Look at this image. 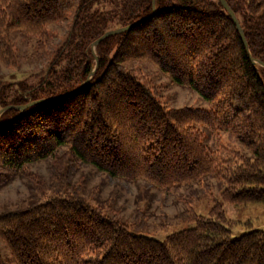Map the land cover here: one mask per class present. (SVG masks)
<instances>
[{"label":"trees","instance_id":"trees-1","mask_svg":"<svg viewBox=\"0 0 264 264\" xmlns=\"http://www.w3.org/2000/svg\"><path fill=\"white\" fill-rule=\"evenodd\" d=\"M151 1L0 0L4 66L19 63L14 35L37 39L40 56L49 25L71 17L38 80L0 81L1 90L19 85L15 95L0 92V108L73 90L95 68L70 95L0 115V188L11 174L30 177L27 166L47 159L57 186L23 209L0 213V239L15 264H264V229L234 234L223 209L264 203V66L251 61L219 0H154L152 16L101 40L93 53L104 32L149 15ZM226 1L250 55L264 63V0ZM132 60L151 62L209 107H168L149 78L124 65ZM205 130L218 139L226 133L249 154L211 148ZM81 164L169 194L209 177L219 193L207 216L189 206L182 217L190 226L159 239L133 230L143 213L126 224L64 189Z\"/></svg>","mask_w":264,"mask_h":264},{"label":"rangeland","instance_id":"rangeland-1","mask_svg":"<svg viewBox=\"0 0 264 264\" xmlns=\"http://www.w3.org/2000/svg\"><path fill=\"white\" fill-rule=\"evenodd\" d=\"M70 19L71 17H68L49 25L50 38L45 47L46 51H42L40 56L34 53L37 39L27 37L22 33L14 35L13 41L19 51V63L16 67L4 66L0 63V81H20L23 84H33L38 80L44 73L49 51L54 50L65 38L69 30ZM124 65L134 69L139 75L149 78L158 87V93L168 107L208 108L210 105L198 92L173 82L149 61L132 60ZM9 85L7 86L8 91L1 90L0 87V92L2 95L5 94V97L18 93L19 85L16 83ZM204 132V140L211 148L224 145L249 154L247 148L233 141L226 133H220L218 139L217 135L207 130ZM49 161L47 159L28 165L27 170L30 172V177H25L20 173L10 175L9 182L0 188V213L23 209L30 202L42 199L43 195L57 188L49 174ZM33 175L37 177L36 182ZM68 181L69 186L65 185L64 189L78 191L89 203L109 209L110 214L126 224L137 220L138 212L143 213L145 219L141 220L142 224L133 230L159 239L172 231L190 226L182 217V213L189 206L197 214L207 216L212 206V197H217L219 193L215 180L209 177L203 178L200 184L193 182L189 185H182L173 194H169L151 186L144 180L128 182L109 176L106 172L86 164H81L71 174ZM223 209L227 218L234 220V234L247 230L264 229L263 202H252L240 206L223 204ZM0 255L7 260L6 264H15L1 239Z\"/></svg>","mask_w":264,"mask_h":264},{"label":"water","instance_id":"water-1","mask_svg":"<svg viewBox=\"0 0 264 264\" xmlns=\"http://www.w3.org/2000/svg\"><path fill=\"white\" fill-rule=\"evenodd\" d=\"M219 1H220L221 5L227 10V12L229 13L230 17L232 18V20H233V22H234V24H235V26H236V28H237V30H238V32H239V35H240L241 41H242V43H243V45H244V47H245V49H246V52L248 53V55H249V57H250V59H251V61H252L253 63H259L260 65L264 66V63H263V62H261V61H259V60H255V59L252 58V56L250 55L249 50H248V46H247L246 39H245V36H244L243 30H242V28H241V25H240V23H239V21H238L236 15H235V13L233 12V10L231 9V7H230L229 4L227 3V1H226V0H219ZM151 3H152V12H151L149 15H147V16H145V17H143V18H141V19H139V20H137V21H134V22H132V23H130V24H128V25H125V26H122V27H118V28H114V29L107 30V31L104 32L102 35H100V36H99V37H98V38L92 43V51H93V53L95 54V46H96L101 40L105 39V38L108 37V36H111V35H114V34H117V33L124 32V31L129 30V29H132L133 27H135L136 25H138V24H139L140 22H142L143 20H145V19H147L148 17L152 16V15L154 14V12H155V1L152 0ZM96 62H97V61H96ZM94 69H95V68H94ZM94 69L90 72V74H89V76L87 77V79H86L84 82L80 83L79 86H77V87H76L75 89H73V90H70V91H68V92H65V93H62V94H59V95H56V96L47 97V98H41V99L34 100V101H29L28 103H26V104H22V105H17V106L9 105V106H4V107L0 108V115H1V113H2L3 111H5L7 108H10V107H12V108H18V109L22 110V109H25L27 106H30V105L35 104V103H37V102H45V101H47V100L59 99V98H62V97H64V96L70 95V94H72L73 92H75V91L81 89V88L84 86V84H85V83L91 78Z\"/></svg>","mask_w":264,"mask_h":264}]
</instances>
